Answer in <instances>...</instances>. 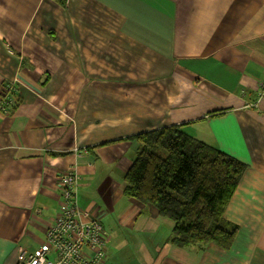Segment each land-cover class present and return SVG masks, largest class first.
<instances>
[{"label": "crops", "instance_id": "crops-1", "mask_svg": "<svg viewBox=\"0 0 264 264\" xmlns=\"http://www.w3.org/2000/svg\"><path fill=\"white\" fill-rule=\"evenodd\" d=\"M0 264L32 252L58 178L105 234L103 264H264V0H0ZM180 126L245 165L228 248L176 246L173 222L125 194L144 132Z\"/></svg>", "mask_w": 264, "mask_h": 264}, {"label": "trees", "instance_id": "trees-1", "mask_svg": "<svg viewBox=\"0 0 264 264\" xmlns=\"http://www.w3.org/2000/svg\"><path fill=\"white\" fill-rule=\"evenodd\" d=\"M64 5L66 0H54ZM17 92L13 91L10 105ZM136 155L125 173V194L173 222L171 241L186 247L228 248L237 227L223 212L245 169L240 161L168 126L136 135Z\"/></svg>", "mask_w": 264, "mask_h": 264}, {"label": "built area", "instance_id": "built-area-1", "mask_svg": "<svg viewBox=\"0 0 264 264\" xmlns=\"http://www.w3.org/2000/svg\"><path fill=\"white\" fill-rule=\"evenodd\" d=\"M15 81L8 82L0 92V112L7 113ZM264 97V82L258 86ZM78 176L72 168L59 175V211L45 231L44 242L32 252H21L16 264H103L105 234L98 218L89 217L77 206Z\"/></svg>", "mask_w": 264, "mask_h": 264}]
</instances>
